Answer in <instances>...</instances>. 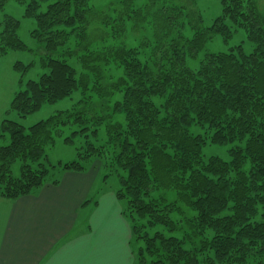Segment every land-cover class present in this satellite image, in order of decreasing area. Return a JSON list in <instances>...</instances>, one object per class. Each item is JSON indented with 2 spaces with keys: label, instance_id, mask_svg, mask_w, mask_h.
Masks as SVG:
<instances>
[{
  "label": "trees",
  "instance_id": "trees-1",
  "mask_svg": "<svg viewBox=\"0 0 264 264\" xmlns=\"http://www.w3.org/2000/svg\"><path fill=\"white\" fill-rule=\"evenodd\" d=\"M15 1L34 20L30 34L43 46L40 65L47 72L28 80L9 109L25 118L76 90L87 102L86 92H93L98 106L122 92L113 111L125 124L108 123L103 145L88 144L77 159L51 164L46 148L61 126L86 121L85 109L57 111L27 128L1 120L0 137L7 134L9 143L0 145V197L32 194L51 170L85 171L83 160L102 158L119 175L114 195L125 200L122 213L142 243L137 264H264V18L256 0H220L221 13L208 27L190 9L195 0L155 9L135 0H111L105 9L90 0ZM1 24L0 56L27 49L17 35L19 20L3 15ZM231 27L243 29L252 51L241 45L206 51L195 70L186 65L214 35L227 41ZM191 126L200 131L190 133ZM207 144H230L229 160L204 159ZM58 181L56 175L51 183ZM172 216L184 219L180 236L164 232L180 230ZM156 227L162 230L148 232Z\"/></svg>",
  "mask_w": 264,
  "mask_h": 264
},
{
  "label": "rangeland",
  "instance_id": "rangeland-1",
  "mask_svg": "<svg viewBox=\"0 0 264 264\" xmlns=\"http://www.w3.org/2000/svg\"><path fill=\"white\" fill-rule=\"evenodd\" d=\"M93 5L99 9H105L107 4L111 0H90ZM177 0H135L136 5L148 7L155 9L163 5L164 2L172 4ZM180 2L186 3V0H178ZM258 4V10L264 18V0H256ZM24 4H20L15 0H5L3 6L0 8V30L2 29V18L3 15H10L19 20V29L17 31L18 37L27 46L25 50H10L6 54L0 56V122L1 120L7 118L15 120L23 125L25 128L36 123L39 120L45 119L48 116L56 113L57 111L69 110L72 113H77L85 109L84 111L89 114L84 115L83 123H68L59 128V134L54 136V143L46 148V155L48 162L51 164H56L58 161L62 163L70 162L77 159L76 155L78 150L82 151L88 144L94 146L103 145L107 139L106 126L108 123L119 122L122 125L125 124V120L122 114H116L113 111V104L115 101H119L122 96V92H116L108 100H104L100 103L101 106L95 104V99L93 92H86V96H91L92 102H87L88 99L82 96L79 90L74 91L69 97L63 98L54 103H44L37 111L27 115L25 118H19L16 112L9 109V105L13 95L22 90L25 87V83L28 80H36L42 73H46L47 69L42 68L40 65V60L44 56V50L41 43H39L35 38L31 37V31L35 28V23L32 18H27L23 16ZM190 9L198 11L201 16L200 26L208 27L211 25L215 17L219 16L221 13L220 0H195L194 4L190 6ZM234 32L231 37L224 41L221 36L214 35L209 41L206 42L204 48L198 53L195 58H188L186 65L195 70L203 54L208 52H228L230 48L237 45H241L243 51L248 53L252 51L253 44L247 39L245 32L241 28L231 27ZM193 29L190 28L188 24L183 28V33L186 37L190 38L193 35ZM130 37H136L130 34ZM19 62L23 65H29L28 69L18 68L16 69L14 65ZM68 63L77 67L73 61L68 60ZM95 97V98H94ZM84 98V102H79ZM102 116L100 125H98L97 117ZM81 128H85L81 130ZM96 130V133H93ZM190 133L195 134L200 131L196 126H191L189 128ZM72 132H77L72 134ZM71 136L72 142L65 143L64 138ZM9 143V136L4 134L0 137V145H6ZM231 147L230 144L226 145H216L207 144L202 149L203 158H207L210 155H218L223 160H229L228 149ZM82 165L92 167L94 169L100 165L98 178L95 182L99 196H101L106 191H116L120 187L119 175L114 172L110 173L106 168H104V160L102 158L92 159L90 161H82ZM247 168V165H244ZM13 175L17 176L19 173V162L15 161L12 164ZM88 169V170H89ZM58 168L51 170L47 175L48 179L56 178L58 176ZM105 175V177H104ZM55 176V177H54ZM94 186V188H95ZM91 196V193L88 197ZM93 203V200H90ZM126 205L125 200H119V206L124 208ZM100 210L105 213L106 224H109V228L112 231V239L114 244L120 249L121 264H135L134 254H136L139 245L141 246V241H136L133 235L130 236L119 224L117 218L112 215L111 210L108 205L103 202V207L99 206ZM89 209L98 213V211L93 210V205L89 206ZM175 220H180V230L169 234V232L164 231L166 235L180 236L181 232L184 230V219L182 216H172ZM126 219V218H125ZM128 222V220L126 219ZM130 225V223L128 222ZM161 229V227H156L149 229L150 234L154 230ZM109 234L105 233L104 238H108ZM130 240L129 243H127ZM129 244V245H128ZM124 246L127 247L130 255L125 254ZM188 248V246H186ZM134 251V254L132 252ZM107 257V254H105ZM206 264V263H201ZM217 264V263H215Z\"/></svg>",
  "mask_w": 264,
  "mask_h": 264
},
{
  "label": "crops",
  "instance_id": "crops-1",
  "mask_svg": "<svg viewBox=\"0 0 264 264\" xmlns=\"http://www.w3.org/2000/svg\"><path fill=\"white\" fill-rule=\"evenodd\" d=\"M99 171H62L58 183L48 179L32 194L0 197V264H121L99 206L105 201L118 224L132 232L114 191L99 196ZM124 252L131 254L126 246ZM134 260L137 264L136 254Z\"/></svg>",
  "mask_w": 264,
  "mask_h": 264
}]
</instances>
